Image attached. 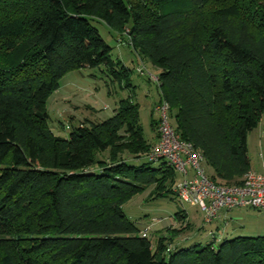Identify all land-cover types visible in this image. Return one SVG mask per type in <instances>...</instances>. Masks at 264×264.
I'll return each mask as SVG.
<instances>
[{"label": "trees", "instance_id": "trees-1", "mask_svg": "<svg viewBox=\"0 0 264 264\" xmlns=\"http://www.w3.org/2000/svg\"><path fill=\"white\" fill-rule=\"evenodd\" d=\"M97 22L127 32L159 69V97L211 179L239 184L251 169L247 135L264 114V0H0V264H264V235L173 244L185 223L153 248L128 219L133 195L149 185L173 192L176 181L164 160L147 158L155 141L131 97L101 122L53 134L45 106L67 73L103 67L130 85Z\"/></svg>", "mask_w": 264, "mask_h": 264}, {"label": "rangeland", "instance_id": "rangeland-1", "mask_svg": "<svg viewBox=\"0 0 264 264\" xmlns=\"http://www.w3.org/2000/svg\"><path fill=\"white\" fill-rule=\"evenodd\" d=\"M93 24L111 47L112 59L130 70L128 79L130 85L126 87L123 83L113 81L103 67L82 68L67 73L61 78L59 87L47 99L45 107L49 115V127L54 135L66 138L79 123L86 120L97 123L111 117L120 100L131 97L137 104L142 133L147 142L153 143L156 138L153 122L158 119L154 111V105L159 100L157 84L138 73L140 60L137 53L129 45H122L117 40L118 37L125 40L126 36L122 34L115 37L104 24L98 22ZM141 60L148 71L155 75L159 74V69L148 60L144 58ZM175 113L174 109L170 112V123L174 128H176ZM66 126L69 128L67 129ZM247 147L251 170L258 172L264 164V114L257 127L248 133ZM130 163L142 164L147 163V160L142 157L137 161L131 160ZM161 163V161L152 163L151 166L158 167ZM202 166L206 173L211 175L213 170L205 161L202 162ZM174 174L176 180H179L180 174L178 172ZM155 188L154 185L146 186L123 205L125 215L137 229L148 230L153 248L159 236L167 235V230L179 229L185 226V223H188V226L180 234L194 235V241L206 244L210 238L209 231L214 229L213 222L206 223L200 209L180 201L173 192L159 196L155 193ZM179 212L186 214L185 222L173 218ZM231 215L233 219L228 227H240L243 230V234L240 235H264V211L244 207L232 210ZM169 242L165 240V245Z\"/></svg>", "mask_w": 264, "mask_h": 264}, {"label": "built area", "instance_id": "built-area-1", "mask_svg": "<svg viewBox=\"0 0 264 264\" xmlns=\"http://www.w3.org/2000/svg\"><path fill=\"white\" fill-rule=\"evenodd\" d=\"M126 34L127 32L123 33L129 39ZM117 40L122 45H129L126 39L125 41L120 37ZM138 58L140 60V66L137 67L138 73L147 76L158 86V75L148 71L140 55ZM154 111L158 116L157 138L148 151L147 158L151 161L164 160L174 172L180 174V179L174 182L172 188L174 195L180 201L200 209L206 223L218 219L222 211H231L236 208L249 207L264 211V164L258 172L251 169L246 172L239 184L218 183L204 170L202 166L204 159L200 151L193 147L192 143L182 140L171 125L168 102L159 97ZM226 224L227 221L224 226ZM141 235L147 236L148 230H142ZM209 235L214 236L215 233L209 231Z\"/></svg>", "mask_w": 264, "mask_h": 264}, {"label": "crops", "instance_id": "crops-1", "mask_svg": "<svg viewBox=\"0 0 264 264\" xmlns=\"http://www.w3.org/2000/svg\"><path fill=\"white\" fill-rule=\"evenodd\" d=\"M156 104V103H155ZM155 106V105H154ZM156 131V128H155ZM156 137H157V132H156ZM156 141V138L154 139ZM234 210V209H233ZM231 211H222L221 215L218 219L212 221L213 222V227L214 229L210 230L215 233L218 239H224V238H230L236 235L243 234V230L239 227H228L229 222L233 219L231 215ZM225 219V220H224ZM224 220V221H223ZM227 221V224L224 226V223ZM194 235H181L179 234L178 236L175 237L174 243L180 244V243H190V242H200V241H194Z\"/></svg>", "mask_w": 264, "mask_h": 264}]
</instances>
